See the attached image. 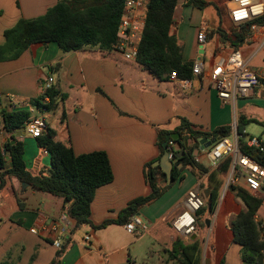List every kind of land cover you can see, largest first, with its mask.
<instances>
[{"label": "crops", "instance_id": "obj_1", "mask_svg": "<svg viewBox=\"0 0 264 264\" xmlns=\"http://www.w3.org/2000/svg\"><path fill=\"white\" fill-rule=\"evenodd\" d=\"M59 1L0 0V45L5 41L4 32L20 19L40 17ZM203 1L207 5L199 9L188 5V0H178L174 15L172 34L183 50V61H204L201 76L192 74L185 78L189 80L187 87L181 85L179 78L159 80L136 60H127L115 50L87 47L63 53L54 43L34 44L18 59L0 62L2 108L28 110L32 106L30 101L42 95L41 82L52 76L56 88L64 95L55 109L44 113L48 127L56 133V140L72 147L76 155L107 153L114 178L96 191L90 217L94 226L118 219L129 202L151 194L146 167L150 163L159 167L154 163L161 155L160 131L179 134L176 130L184 119L196 131L211 133L230 127L231 135L227 138L235 139L243 120L251 121L244 126L245 145L248 138L254 137L247 129L251 124L264 131V29L249 32L244 42L235 48L223 41L219 32L220 29L231 34L241 30L229 17L231 0ZM207 9L209 15H205ZM203 29L205 43L197 39ZM233 50L241 51L247 66L259 76V84L245 97L225 102L212 87L210 76L213 67L225 63ZM8 138L1 125L0 145ZM16 138L24 144L28 170L34 175L49 174L51 160L47 151L39 148L36 139L28 137L27 133L16 134ZM202 140H198L191 152V160L198 166L191 162L185 166L179 164V174L173 184L172 180L168 182L166 174L164 179L159 167L158 185L170 186L160 198L142 206L137 216L147 225L145 232L170 235L174 231L173 219L185 209L188 191L197 190L205 207L210 193L216 189L217 206L212 215H207L206 230L193 234L200 240L201 264H243L241 246L233 240L232 223L248 208L234 188H243L261 200L255 220L264 235V186L253 193L243 179L233 183L232 160L227 158L214 164L209 155L210 147L201 145ZM183 142L193 144L187 137ZM239 142L241 149V139ZM182 150L180 145L177 152L182 154ZM228 160L229 167L224 170L223 165ZM11 167L12 161L7 156L6 169ZM37 192L40 191L24 186L14 177L7 179L0 191V264H52L58 248L53 244L55 235L45 229L52 223H62L64 236L70 235L58 264H130L126 251L136 241L129 240L127 235L131 234L125 226L112 224L95 230L91 225H83L78 229L84 231L83 237L76 238L78 230L71 234L75 221L65 217L63 204L61 207L50 204L45 211L29 204L30 197ZM34 228L37 234L31 232ZM86 235L90 236L88 242L84 240ZM178 236L177 233L170 245Z\"/></svg>", "mask_w": 264, "mask_h": 264}, {"label": "trees", "instance_id": "obj_2", "mask_svg": "<svg viewBox=\"0 0 264 264\" xmlns=\"http://www.w3.org/2000/svg\"><path fill=\"white\" fill-rule=\"evenodd\" d=\"M127 0H60L55 6L35 19H20L13 27L4 32V43L0 45V62L18 59L23 52L34 44H56L63 53L79 51L84 48H97L101 51H112L118 41V28L122 19L123 10ZM178 0H149L146 5L145 26L142 39L138 46L136 61L149 70L159 80H167L173 73L179 79L192 76L193 62H184L182 48L178 44L175 34H172L174 15ZM188 5L204 9L207 3L203 0H188ZM225 42L235 48L242 44L249 34L248 27H241L240 31L231 34L220 30ZM49 77V76H48ZM47 77V78H48ZM46 79L41 82V86ZM49 99L44 103L45 98ZM64 99L56 88L54 81L51 87L37 99H32V106L47 111L55 109L56 104ZM59 100V101H58ZM30 117L27 109L2 108L0 99V126L9 135L3 146L0 145V191L6 186L7 179L12 177L34 189L60 197L63 199L64 215L75 221L71 234L83 225H91L100 230L112 224L125 226L129 220L138 214L139 209L161 197L170 186L161 188L157 183L159 167L152 163L146 167V178L151 186V194L140 197L128 203L116 220H106L98 226L91 222V204L98 188L113 181L114 175L109 157L104 151H95L76 155L72 147L57 141L54 130L49 127L36 137L39 148L47 151L51 160L49 174L34 175L27 168L24 160V144L16 138L17 131L23 129ZM251 121H244L238 129L241 135V150L260 162L261 157L256 149L245 145L246 135L244 126ZM182 137L180 142L181 153L172 170L171 182H175L179 174L178 165L185 166L193 163L191 152L197 146L198 140H214L218 137L231 135L230 127H222L211 133L193 130L190 124L182 119L181 126L176 130ZM166 131L159 132L160 158L164 155L163 144L167 141ZM192 140L193 144L186 145L183 141ZM175 142V141H173ZM10 157L12 167L6 169V159ZM230 160L223 165L227 170ZM160 174L166 180L165 173ZM239 197L245 202L248 210L237 215L232 223L234 242L241 246L243 264H264V235L262 228L255 220L256 213L261 206V200L252 196L243 188H234ZM219 193L215 189L210 193L208 203L196 213V221L205 227L203 218L215 212ZM197 226V225H196ZM178 236L170 249L164 250L169 259L178 264H201V246L198 238L189 241ZM70 242V235L65 236L63 244L57 249L55 260L58 264Z\"/></svg>", "mask_w": 264, "mask_h": 264}, {"label": "built area", "instance_id": "obj_3", "mask_svg": "<svg viewBox=\"0 0 264 264\" xmlns=\"http://www.w3.org/2000/svg\"><path fill=\"white\" fill-rule=\"evenodd\" d=\"M149 0H127L122 19L118 28V41L114 50L120 53L127 60H136L138 46L142 39V31L145 26L146 5ZM232 7L229 9L231 22L236 26L248 27L249 32H255L258 28L264 29V0H231ZM197 39L205 43L206 34L204 29L199 32ZM204 72V61L197 59L193 64L192 74L199 77ZM172 79H177L173 73ZM210 80L212 87L216 90L218 97L222 101H230L239 97H245L254 90L259 84V76L253 72L246 64L241 51L233 50L227 61L223 64L215 65L212 69ZM54 78L49 76L42 85V94H44L53 84ZM181 85L189 86L188 79H179ZM46 97L44 103H48ZM30 117L25 123L24 131L28 135L36 138L48 128L44 113L45 108L38 109L34 106L28 108ZM241 135L235 139L223 137L216 141L209 151L211 161L214 164L224 159H231L233 162L235 177L231 179L233 183L243 179L249 191L259 192L264 186V143L260 138L250 137L246 140L248 148L256 149L260 155V162L251 156L244 154L240 149ZM173 140L167 143L165 150L170 159L175 158L173 150ZM185 209L179 213L172 221V228L180 236L190 237L195 233L197 221L196 213L204 207V200L195 189L188 191L185 198ZM66 217V216H65ZM62 223H52L46 227L50 233L54 234L53 244L59 248L63 244L65 230L61 228ZM128 233L133 234L136 231L145 232L147 225L140 216H133L125 225ZM31 232L37 234L34 228ZM85 242L90 240L86 235Z\"/></svg>", "mask_w": 264, "mask_h": 264}, {"label": "rangeland", "instance_id": "obj_4", "mask_svg": "<svg viewBox=\"0 0 264 264\" xmlns=\"http://www.w3.org/2000/svg\"><path fill=\"white\" fill-rule=\"evenodd\" d=\"M205 15H209V9L205 11ZM247 129L250 135L256 138H260L264 143V131L261 127L257 126L256 124H251L249 127H247ZM28 137H32V136L28 135ZM179 149H180V142L175 141L173 143V150L178 151ZM25 159H27V156H25ZM55 203L56 205L58 204V206L61 207V205L63 204V199L60 197L44 194L41 192H37L36 196H31L29 199V204L31 206H33L34 208H39L43 211H45L50 204H51L50 206L53 207ZM56 210H58V207H56ZM207 218H208L207 215L203 218L204 224ZM203 230H206V228L200 226V223L197 222V226L194 234H201ZM83 235H84V231L78 230L76 234V238H82ZM176 236L177 233L175 231H173L170 235L167 234V236L162 234H159V236H157L156 232L154 231H147V232L136 231L131 235H127L129 240L132 239V241L134 240L136 241L126 251L128 257L131 259L129 263L130 264H178L177 262L170 260L168 255L164 252V250L171 248L170 245L171 240L174 239V237ZM187 238L185 240L189 241L190 239Z\"/></svg>", "mask_w": 264, "mask_h": 264}, {"label": "water", "instance_id": "obj_5", "mask_svg": "<svg viewBox=\"0 0 264 264\" xmlns=\"http://www.w3.org/2000/svg\"><path fill=\"white\" fill-rule=\"evenodd\" d=\"M25 134V131L24 129H20L19 131H17V135L20 136V135H24ZM180 138V135L175 133V134H171V135H168L167 136V141L163 144V147L164 149L166 150L167 149V143L170 139L174 140V141H177L178 139ZM219 140V139H218ZM217 141L214 140V141H210L208 142L206 139L200 141V144L201 145H204L205 148H209L211 147L215 142ZM184 155L183 154H180L179 152L175 151V158L174 159H170L169 158V154L165 151L164 155L154 163V166H159L162 168L163 172L167 175V178H168V182L171 181V177H172V170H173V166L174 164L176 163V161L178 159L181 158V156ZM24 186H28V184H23ZM196 237V235H193L191 237V240H194Z\"/></svg>", "mask_w": 264, "mask_h": 264}]
</instances>
